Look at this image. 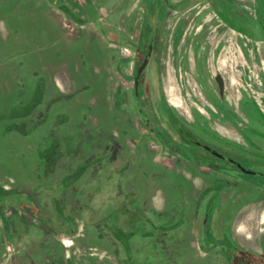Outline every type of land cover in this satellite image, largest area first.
Instances as JSON below:
<instances>
[{"label": "flooded vegetation", "instance_id": "af4514ba", "mask_svg": "<svg viewBox=\"0 0 264 264\" xmlns=\"http://www.w3.org/2000/svg\"><path fill=\"white\" fill-rule=\"evenodd\" d=\"M137 1L124 0L129 19ZM182 1H138L136 39L125 43L117 38L105 56L106 65L114 68L119 79L108 76L106 100L94 109L93 142L88 141L87 126L67 130L70 115L51 114L53 105L65 98L63 94L44 105L46 87L35 76L32 92L23 102V87L17 84L16 104L0 117V125L4 134L25 136L52 122L34 146L33 163L37 172L54 179L47 188L34 190L0 180V264L7 261L3 246L18 253L22 264H29L25 252L27 243L34 244V234L54 244V258L58 251L54 264H85L86 258L98 256L92 246L97 241L110 246V252L104 250L101 256L110 259L108 264H173L177 254L174 238L186 224L190 247L196 253L209 255L218 248L219 264H264V240L235 238L232 222L237 206L221 200L229 179L237 175L251 187L264 186V171L257 170L264 164L259 157L262 148L252 140L264 141V131L258 125L252 128L242 113L236 116L228 108L227 95L229 75L248 69L249 50L259 56L258 45H264V40L238 46L237 31L231 26L236 29L243 11L249 9L235 0H209L207 8L195 13L199 25L186 38V2ZM67 10L69 15L65 14L78 21ZM174 14L180 16L173 22ZM169 23L173 28L171 24L166 27ZM184 40L188 43L186 67L203 76L199 80L202 92L194 91L187 98L188 117L169 99L162 59L165 48L177 55ZM123 44L132 53L131 61L117 51ZM85 89L80 86L75 93ZM261 115L264 118V112ZM212 119L220 126H230L233 134L212 127ZM247 147L255 148L257 154ZM180 195L188 199L178 200ZM119 248L125 252L124 259H117Z\"/></svg>", "mask_w": 264, "mask_h": 264}, {"label": "rangeland", "instance_id": "374dc122", "mask_svg": "<svg viewBox=\"0 0 264 264\" xmlns=\"http://www.w3.org/2000/svg\"><path fill=\"white\" fill-rule=\"evenodd\" d=\"M52 1L60 3L63 0ZM138 1L131 6V11H129L132 13L131 19L125 10L124 0L116 1L117 25L109 26V28L112 33H115L114 30L120 32L122 35L119 37L117 35V37L125 43L127 40L134 41L140 29V13L136 7ZM183 1L186 2L184 22L186 23L187 34L185 37L187 38L193 26L199 25L194 19L195 13L207 8L209 0ZM78 2L82 4L81 8L86 9L89 18L97 17V6L99 5L105 7L106 10H111L106 0H96L98 4L92 3L91 0H78ZM235 2L244 4L249 9L243 11L245 15L237 25L238 30L235 29V26H231L234 28L233 30L237 31L238 46L243 48L245 44L251 46L253 42L264 40V0H235ZM103 15L105 16L106 13ZM179 16V14H174L170 17V21L174 22ZM170 24L166 27H169ZM171 28H173L172 24ZM166 32L169 33L170 30ZM96 40L97 37H89L79 38L74 42H65L60 28L48 16V6L45 0H0V117L9 114L13 105L16 104L17 84L23 87L20 99L26 102L33 89V79L38 76L44 81L46 87L44 105L60 93L65 97L53 105L51 114L55 115L61 112L69 114L71 120L66 126L67 130L78 131L79 128L87 126L90 133L88 141L93 142L94 109L102 107L106 100L110 83L108 76L115 77L114 81L119 79V76L114 74V68L106 65L105 55ZM249 41L252 42L249 43ZM123 46L125 45L117 47L119 55L122 58H129L131 61L132 53ZM187 46L188 43L184 40L180 43L177 55H170L166 48L162 54L163 67L167 70V73H164L167 78L166 92L169 99L179 105V112L186 117L189 116L187 98L194 91L199 94L203 90L199 85V80L203 77L202 73L186 67ZM258 49L259 56H255L249 50L251 65L248 66V69L244 71L237 69L229 75L227 95L231 101L228 108L234 111L236 116L242 113L245 118L251 121L252 128L258 125L259 130L263 132L264 118L261 114L264 112V45L260 43ZM245 62V60H241L243 66H245ZM171 64H174L175 68L172 69ZM213 70L211 73L214 72ZM128 74H131L130 66ZM150 75L153 76V72ZM69 85L71 88H68ZM80 86H86V89L75 93V90ZM241 94L246 95L241 101L236 102ZM66 95H68L67 99ZM36 117L37 115L33 117V120ZM240 122L245 124L242 120ZM51 126L52 122H46L41 128L24 136L19 133L4 134L3 125H0L1 181L32 190L39 186L40 189L49 186V181H52L54 177L48 179L41 172L36 171L33 163V150L42 132L51 129ZM211 126L221 132L228 134L232 132L233 134V129L230 126H220L215 121L213 123V119ZM252 140L254 144L257 143L262 148L259 157L261 161H264V141H257L256 138H252ZM246 150L257 154L255 148L248 149L247 147ZM257 170L264 171V164H261ZM239 178L240 176L237 175L229 179V187L227 191L223 192L221 198L222 202L237 206V212L232 222L234 237L249 242L264 240V186L258 184L257 187H251ZM186 198L188 199V195H180L177 199L185 201ZM187 232L186 224L180 228L174 238L173 244L175 243L174 246L177 247V254L173 258L175 259L173 264H219L221 262L218 248L212 250L209 255L196 253L190 247ZM42 238V235L39 238L34 234L32 235L34 244L27 243L29 245L26 247L25 257L29 264H54L55 259L58 258V251L55 254L57 258H54V250L52 251L54 244L42 242ZM94 245L92 244L93 247ZM3 247L7 254L5 264H22L24 259L18 253L12 249L7 250V246ZM96 247L97 253H100L101 248ZM83 254L81 252L78 255L82 258ZM96 262L97 258L84 260L85 264H96ZM57 264L60 262L57 261Z\"/></svg>", "mask_w": 264, "mask_h": 264}, {"label": "crops", "instance_id": "0c3cea01", "mask_svg": "<svg viewBox=\"0 0 264 264\" xmlns=\"http://www.w3.org/2000/svg\"><path fill=\"white\" fill-rule=\"evenodd\" d=\"M116 1L119 0H106L107 5L111 8V10H106L105 7L99 5L97 6V17L92 18V16L89 18L86 9L81 8L82 4H79L78 0H63L60 3H54L52 0H45L46 5L48 6V16L51 18V21L60 28V33L62 34L65 42H74L79 38L97 37L96 42H99L102 53L105 56H107L113 47H115L117 38L122 35L120 32H116L115 30V33H112L111 28H109V26L117 25V15L115 16V8L117 5ZM91 2L98 4L96 0H91ZM61 5L66 6L73 13H75L78 21L63 13L59 9ZM104 13H106L105 16L103 15ZM68 241L70 242V240ZM96 246L101 248V252L97 254L98 256L93 257L94 259L97 258L96 264H108L110 259H107L109 261H105L103 259L104 257L101 258V256L103 255L104 250L110 252V246L102 241H97V243L95 242L93 248H97ZM124 258L125 252L122 248H119V256L117 259L120 260ZM81 259L82 258L79 256V260Z\"/></svg>", "mask_w": 264, "mask_h": 264}, {"label": "water", "instance_id": "95a60500", "mask_svg": "<svg viewBox=\"0 0 264 264\" xmlns=\"http://www.w3.org/2000/svg\"><path fill=\"white\" fill-rule=\"evenodd\" d=\"M141 69H142V68H140L138 74H140ZM216 80H217V82H218V85H219V88H220V93H221V92H222V89H223L222 82H221V78H220L219 76H217ZM242 171L245 172V173H247V174H252V173H253V172H250V171H245V170H243V169H242Z\"/></svg>", "mask_w": 264, "mask_h": 264}, {"label": "trees", "instance_id": "16d2710c", "mask_svg": "<svg viewBox=\"0 0 264 264\" xmlns=\"http://www.w3.org/2000/svg\"><path fill=\"white\" fill-rule=\"evenodd\" d=\"M59 9H60L62 12H64V13H66V14L69 15V11L67 10V8H66L65 6H60Z\"/></svg>", "mask_w": 264, "mask_h": 264}, {"label": "bare ground", "instance_id": "6f19581e", "mask_svg": "<svg viewBox=\"0 0 264 264\" xmlns=\"http://www.w3.org/2000/svg\"><path fill=\"white\" fill-rule=\"evenodd\" d=\"M219 37H220V36H219ZM228 42H229V41H228ZM214 44H215V43H214ZM233 45H234V44H233ZM230 46H231V45H230ZM231 47H233V46H231ZM229 49H230V48H229ZM223 53H224V52H223ZM235 53H236V52H235ZM235 53H234V54H235ZM236 56H237V54H236ZM222 57H223V56H222ZM231 57H232V56H231ZM220 58H221V57H220Z\"/></svg>", "mask_w": 264, "mask_h": 264}]
</instances>
